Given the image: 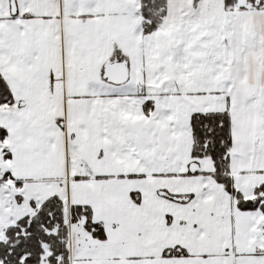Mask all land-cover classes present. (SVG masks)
Masks as SVG:
<instances>
[{"label": "snow or ice", "instance_id": "obj_1", "mask_svg": "<svg viewBox=\"0 0 264 264\" xmlns=\"http://www.w3.org/2000/svg\"><path fill=\"white\" fill-rule=\"evenodd\" d=\"M0 264H264V0H0Z\"/></svg>", "mask_w": 264, "mask_h": 264}]
</instances>
